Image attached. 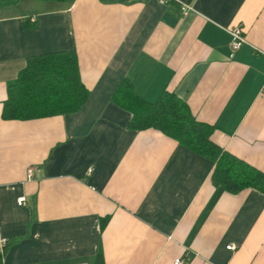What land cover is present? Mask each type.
I'll list each match as a JSON object with an SVG mask.
<instances>
[{
	"label": "crops",
	"instance_id": "1",
	"mask_svg": "<svg viewBox=\"0 0 264 264\" xmlns=\"http://www.w3.org/2000/svg\"><path fill=\"white\" fill-rule=\"evenodd\" d=\"M181 1L186 16L155 0L0 3L2 264H92L99 248L105 264H264V193L215 187L212 160L130 128L116 95L173 93L264 173V0ZM235 26L245 43L231 52ZM62 51L76 54L83 106L4 119L28 59Z\"/></svg>",
	"mask_w": 264,
	"mask_h": 264
},
{
	"label": "trees",
	"instance_id": "2",
	"mask_svg": "<svg viewBox=\"0 0 264 264\" xmlns=\"http://www.w3.org/2000/svg\"><path fill=\"white\" fill-rule=\"evenodd\" d=\"M16 0H0L10 3ZM89 90L81 81L76 54L72 51L30 57L17 77L7 85L3 102L4 119H30L72 113L85 103ZM121 105L131 114L132 129L154 128L179 145L213 161L210 180L215 187L230 193L255 189L264 193V173L223 150L210 139L213 127L196 120L186 103L173 93L164 92L147 102L129 88L116 91ZM115 97V96H114ZM108 218L101 221L103 227ZM2 264V253H0ZM92 264H105L101 248Z\"/></svg>",
	"mask_w": 264,
	"mask_h": 264
},
{
	"label": "built area",
	"instance_id": "3",
	"mask_svg": "<svg viewBox=\"0 0 264 264\" xmlns=\"http://www.w3.org/2000/svg\"><path fill=\"white\" fill-rule=\"evenodd\" d=\"M158 3L161 4H166V3H176L179 6V9L181 11V13L186 16L188 15L190 12L193 11V8L190 7L187 3H184L181 0H155ZM229 35H230V42H229V46L231 49V52L236 51L243 43H245V38L243 36V32L240 26H235L232 27L231 29L228 30ZM264 94V92H263ZM31 172V168L28 170V174H30ZM24 203V197L21 196L18 198V204H23ZM228 249L230 250H234L236 248L235 244H230L227 246ZM173 264H184L183 259L181 258H177L174 260Z\"/></svg>",
	"mask_w": 264,
	"mask_h": 264
},
{
	"label": "rangeland",
	"instance_id": "4",
	"mask_svg": "<svg viewBox=\"0 0 264 264\" xmlns=\"http://www.w3.org/2000/svg\"><path fill=\"white\" fill-rule=\"evenodd\" d=\"M22 5H20V6H17V9H18V7H21Z\"/></svg>",
	"mask_w": 264,
	"mask_h": 264
}]
</instances>
